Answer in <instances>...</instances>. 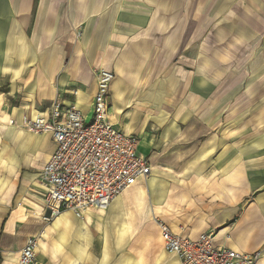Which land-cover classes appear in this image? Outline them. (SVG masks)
I'll use <instances>...</instances> for the list:
<instances>
[{
    "label": "crops",
    "instance_id": "crops-1",
    "mask_svg": "<svg viewBox=\"0 0 264 264\" xmlns=\"http://www.w3.org/2000/svg\"><path fill=\"white\" fill-rule=\"evenodd\" d=\"M102 66L109 114L150 173L105 209L46 220L56 145L23 119L56 99L89 117ZM157 220L264 248V0H0V264L30 236L37 264H179Z\"/></svg>",
    "mask_w": 264,
    "mask_h": 264
},
{
    "label": "built area",
    "instance_id": "built-area-1",
    "mask_svg": "<svg viewBox=\"0 0 264 264\" xmlns=\"http://www.w3.org/2000/svg\"><path fill=\"white\" fill-rule=\"evenodd\" d=\"M113 76L107 67L95 70L96 91L89 120L75 103L63 104L57 99L49 117L23 119L27 131L49 133L56 145L40 172L45 187L43 213L49 212L46 220L64 210L82 218L90 208L105 209L126 187L150 173L147 160L136 154L138 138L119 131L109 114V86ZM157 223L164 250L175 254L179 264H256L264 253V248L243 253L213 245L210 232L192 240L173 233L159 220ZM37 241V236L25 240L19 264H37Z\"/></svg>",
    "mask_w": 264,
    "mask_h": 264
},
{
    "label": "water",
    "instance_id": "water-1",
    "mask_svg": "<svg viewBox=\"0 0 264 264\" xmlns=\"http://www.w3.org/2000/svg\"><path fill=\"white\" fill-rule=\"evenodd\" d=\"M43 215L44 217H47L49 215V212H44Z\"/></svg>",
    "mask_w": 264,
    "mask_h": 264
},
{
    "label": "rangeland",
    "instance_id": "rangeland-1",
    "mask_svg": "<svg viewBox=\"0 0 264 264\" xmlns=\"http://www.w3.org/2000/svg\"><path fill=\"white\" fill-rule=\"evenodd\" d=\"M90 119V116L89 117H87V120H89Z\"/></svg>",
    "mask_w": 264,
    "mask_h": 264
}]
</instances>
